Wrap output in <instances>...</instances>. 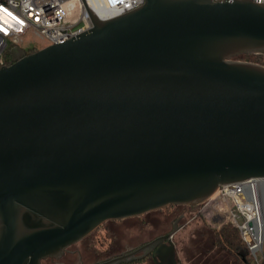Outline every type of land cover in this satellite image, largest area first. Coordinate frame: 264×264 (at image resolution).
Wrapping results in <instances>:
<instances>
[{
	"label": "water",
	"instance_id": "1",
	"mask_svg": "<svg viewBox=\"0 0 264 264\" xmlns=\"http://www.w3.org/2000/svg\"><path fill=\"white\" fill-rule=\"evenodd\" d=\"M0 66V264L264 177V3L144 0ZM173 230L164 253L177 264ZM149 244L98 264L135 259Z\"/></svg>",
	"mask_w": 264,
	"mask_h": 264
},
{
	"label": "built area",
	"instance_id": "2",
	"mask_svg": "<svg viewBox=\"0 0 264 264\" xmlns=\"http://www.w3.org/2000/svg\"><path fill=\"white\" fill-rule=\"evenodd\" d=\"M143 1L85 0V3L99 20H107ZM91 26L92 19L83 0H0V66L12 62L11 55L9 59L5 56L9 48L57 44ZM263 193L264 177H253L219 186L200 207L208 204L214 211L213 221L237 228L256 264H260L264 243Z\"/></svg>",
	"mask_w": 264,
	"mask_h": 264
},
{
	"label": "rangeland",
	"instance_id": "3",
	"mask_svg": "<svg viewBox=\"0 0 264 264\" xmlns=\"http://www.w3.org/2000/svg\"><path fill=\"white\" fill-rule=\"evenodd\" d=\"M42 46V45H41ZM37 49L42 48L39 45L35 46ZM240 60L250 61V62H259L263 64L262 58H259L257 55H248L243 56ZM264 65V64H263ZM202 212L201 218H192L195 214L194 210H188L183 207H170L163 208L150 213V217H153V220H156L158 223V228H154L149 224L147 215H142L141 217H131L122 221L115 222L112 227L109 223V227L119 229L117 231L118 237L117 242L114 244V252L123 250L124 248L133 245L135 241H146L152 236L159 232L160 230L169 229L170 224L166 222L165 218L169 217L170 214L178 215L179 213H184V219L180 222V227L176 230L173 240L176 243V256L177 260L182 264H238V262L229 255L226 251L214 245V234L213 228L218 227L220 222L213 221L214 211L210 208L208 204L203 205L202 209H199ZM173 216V215H172ZM170 216V217H172ZM139 227H142V230L139 231ZM101 228V227H100ZM101 230L98 229L94 231L82 242H78L71 246V249H80L83 255L84 264H91L97 258H101L104 253L102 249L105 248L108 241L103 239ZM116 233V234H117ZM129 233H138L139 235L129 236ZM93 234L96 237H93ZM101 236V240L98 237ZM132 237V238H131ZM93 238V239H92ZM88 244V245H87ZM110 244V241H109ZM95 250V252H94ZM97 257V258H96ZM70 256L65 255L57 261V264H80L77 258L69 260ZM43 264H54L52 260L47 259L42 262ZM138 264V263H136Z\"/></svg>",
	"mask_w": 264,
	"mask_h": 264
},
{
	"label": "flooded vegetation",
	"instance_id": "4",
	"mask_svg": "<svg viewBox=\"0 0 264 264\" xmlns=\"http://www.w3.org/2000/svg\"><path fill=\"white\" fill-rule=\"evenodd\" d=\"M152 212L146 213V215H147V218L149 219L148 220L149 224H151V225L154 224L152 226L156 229V228H158V223H157L156 220H153V217H150V213H152ZM199 212H200V210H199ZM170 216H172V217H170ZM170 216L165 218L166 222H168V224L171 225L169 229H165L164 228L163 230H160L159 232H156V234L154 236H152V238H150V239H148L146 241H135V243L133 245H129V247L124 248L123 250H120L118 252H114V244H115V242H117V237H118L117 231L119 232L121 230L116 229V228H112V227L114 226L113 224L115 222L122 221V220H117V221H109L108 220V221L104 222L100 226L101 228L99 227L96 230H98V229L101 230L100 234H101L102 238L103 239H106L108 241V243L105 246V248L102 249V252L101 253H104V255L101 258H97L96 257L97 259L93 263H91V264H98V263L105 262V261H107V260H109V259H111V258H113L115 256L121 255L123 253H128V252H130V251H132L134 249H137V248L141 247L142 245H146V244H149V245L147 247H145L143 250H141L138 253H136L135 254L136 258L135 259H131L129 262H134L135 261L138 264H165L163 261H159L158 259L153 258L152 253L157 248H159L160 251H163L165 253L166 252V249H167V240H160V241L155 242V239H157L160 236H164V235L170 233L173 230V227H174V223L175 222H176V226H177V229H178L180 227V222L184 219L185 214L184 213H179L178 215H174V213H173V214H170ZM139 217H141V216H139ZM123 220H125V219H123ZM109 223H111L112 227H109ZM96 230H94V231H96ZM141 230H142V227H139V231L138 232H140ZM94 231L92 233H94ZM123 231H121V232H123ZM92 233H90L87 237H90V235ZM175 233L172 236V241H173L174 247H175L174 248L175 249V259H176V263L177 264H182V263H180L177 260V256H176V243L173 240ZM133 235L135 236V235H139V234L138 233H135V234L134 233H132V234L129 233V236H133ZM101 236L98 237L99 240H101ZM87 237L83 238L79 242H82ZM93 237L95 238L96 235L93 234ZM109 241H110V244H109ZM71 246H69L65 250V253L63 254L62 257H65V255H68V256H70L69 260H72L74 258H77V260L79 261L80 264H84V262H83V255H82L81 250L78 249V248L71 249ZM94 252H95V250H94ZM47 259H50V260H52V262H56L54 264H57V261H54L55 259H51V258H47ZM47 259H45V260H47Z\"/></svg>",
	"mask_w": 264,
	"mask_h": 264
},
{
	"label": "trees",
	"instance_id": "5",
	"mask_svg": "<svg viewBox=\"0 0 264 264\" xmlns=\"http://www.w3.org/2000/svg\"><path fill=\"white\" fill-rule=\"evenodd\" d=\"M10 49H7L5 52V56L9 59V56L11 55ZM26 54H30L38 50L34 46H30L27 48H22ZM252 55L251 53L249 54H244L241 56H238L237 59L242 58L243 56H248ZM257 55L259 58L264 59L263 54H254ZM7 59V60H8ZM259 63L258 61H256ZM264 64V60L262 62ZM170 207H183L187 208L188 210H194V218H201L202 213L199 212V209L201 206H168L167 208ZM213 234H214V245L218 246L219 248L223 249L226 251L229 255L234 257V259L238 262V264H256L254 260L249 256L248 249L245 245V243L241 240L238 230L235 226H233L230 223H223L219 225L216 228H213ZM136 262H122L120 264H135ZM260 264H264V243H263V253H262V258L260 260Z\"/></svg>",
	"mask_w": 264,
	"mask_h": 264
},
{
	"label": "bare ground",
	"instance_id": "6",
	"mask_svg": "<svg viewBox=\"0 0 264 264\" xmlns=\"http://www.w3.org/2000/svg\"><path fill=\"white\" fill-rule=\"evenodd\" d=\"M262 201H263V218H264V193L262 194Z\"/></svg>",
	"mask_w": 264,
	"mask_h": 264
}]
</instances>
